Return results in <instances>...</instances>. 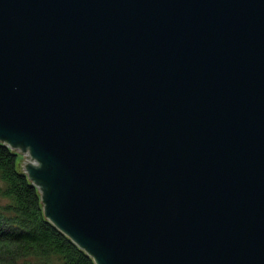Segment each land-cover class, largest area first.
Listing matches in <instances>:
<instances>
[{"label": "water", "instance_id": "1", "mask_svg": "<svg viewBox=\"0 0 264 264\" xmlns=\"http://www.w3.org/2000/svg\"><path fill=\"white\" fill-rule=\"evenodd\" d=\"M0 142L95 264H264V0H0Z\"/></svg>", "mask_w": 264, "mask_h": 264}, {"label": "trees", "instance_id": "2", "mask_svg": "<svg viewBox=\"0 0 264 264\" xmlns=\"http://www.w3.org/2000/svg\"><path fill=\"white\" fill-rule=\"evenodd\" d=\"M19 153L0 142V264H95L44 215Z\"/></svg>", "mask_w": 264, "mask_h": 264}, {"label": "rangeland", "instance_id": "3", "mask_svg": "<svg viewBox=\"0 0 264 264\" xmlns=\"http://www.w3.org/2000/svg\"><path fill=\"white\" fill-rule=\"evenodd\" d=\"M15 151H17V150H15ZM19 157H20V162H19V166H20V169H22V171H23V169H24V165H25V163H29V162H34L31 158H30V156H29V154L28 153H23L22 152V154L21 153H19Z\"/></svg>", "mask_w": 264, "mask_h": 264}, {"label": "built area", "instance_id": "4", "mask_svg": "<svg viewBox=\"0 0 264 264\" xmlns=\"http://www.w3.org/2000/svg\"><path fill=\"white\" fill-rule=\"evenodd\" d=\"M17 152V151H16Z\"/></svg>", "mask_w": 264, "mask_h": 264}]
</instances>
